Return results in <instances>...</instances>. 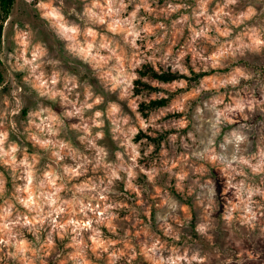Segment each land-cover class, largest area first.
<instances>
[{"label":"clouds","instance_id":"9594fccd","mask_svg":"<svg viewBox=\"0 0 264 264\" xmlns=\"http://www.w3.org/2000/svg\"><path fill=\"white\" fill-rule=\"evenodd\" d=\"M15 8L0 264H264V0Z\"/></svg>","mask_w":264,"mask_h":264},{"label":"trees","instance_id":"16d2710c","mask_svg":"<svg viewBox=\"0 0 264 264\" xmlns=\"http://www.w3.org/2000/svg\"><path fill=\"white\" fill-rule=\"evenodd\" d=\"M14 4H15V0H0V21H2L8 14H10L12 12ZM2 28H3L2 23H0V31H2ZM160 79L168 80V79H170V77L164 76V77H160ZM0 83H3V75H2V73H0ZM145 87H148V85H145ZM153 90H155V89H153ZM164 103H166V102H164V101H159V102L154 101L153 102V107H155L157 104H164ZM144 107L145 106L142 104L141 108L143 109ZM137 139H139V137Z\"/></svg>","mask_w":264,"mask_h":264},{"label":"rangeland","instance_id":"374dc122","mask_svg":"<svg viewBox=\"0 0 264 264\" xmlns=\"http://www.w3.org/2000/svg\"><path fill=\"white\" fill-rule=\"evenodd\" d=\"M15 6H16V0H15L14 7H13V9H12V12L16 10ZM21 15H28V16H30L31 14L28 13L26 10H23V9H22V10H21ZM2 75H3V74H2ZM17 78L19 79V76H18ZM3 80H4V76H3ZM4 91L7 92L8 89L5 88ZM26 112H27V110L25 109V112H24L23 114L26 115ZM161 139H163V137H161ZM158 143H159V142L157 141V144H158ZM161 162L163 163V161H161ZM204 178H205V179H209V178H210V179L215 180V179H216V171H215V170H212V171L210 172V174L207 175V176H205ZM188 203H189V204L192 203L191 199H189ZM195 212H196V210L193 209V211L190 213V214L193 216V220H195ZM153 216H155V211H153Z\"/></svg>","mask_w":264,"mask_h":264}]
</instances>
